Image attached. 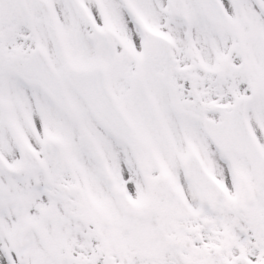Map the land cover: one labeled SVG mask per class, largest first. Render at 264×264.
<instances>
[{
	"label": "snow or ice",
	"instance_id": "1",
	"mask_svg": "<svg viewBox=\"0 0 264 264\" xmlns=\"http://www.w3.org/2000/svg\"><path fill=\"white\" fill-rule=\"evenodd\" d=\"M0 264H264V0H0Z\"/></svg>",
	"mask_w": 264,
	"mask_h": 264
}]
</instances>
